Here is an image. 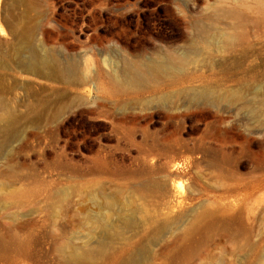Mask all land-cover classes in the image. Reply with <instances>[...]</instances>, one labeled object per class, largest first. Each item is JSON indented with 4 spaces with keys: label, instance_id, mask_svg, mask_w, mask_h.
Listing matches in <instances>:
<instances>
[{
    "label": "rangeland",
    "instance_id": "1",
    "mask_svg": "<svg viewBox=\"0 0 264 264\" xmlns=\"http://www.w3.org/2000/svg\"><path fill=\"white\" fill-rule=\"evenodd\" d=\"M240 2L0 0V264L102 240L92 264H264V14Z\"/></svg>",
    "mask_w": 264,
    "mask_h": 264
},
{
    "label": "bare ground",
    "instance_id": "2",
    "mask_svg": "<svg viewBox=\"0 0 264 264\" xmlns=\"http://www.w3.org/2000/svg\"><path fill=\"white\" fill-rule=\"evenodd\" d=\"M248 0H242V2H240V7L244 8L245 10H247L249 13H253V14H264V4L261 2V0H258L260 6H262V8H259V11L255 10L254 8L252 7H249L247 6V2ZM257 3V2H256ZM249 4V3H248ZM250 5V4H249ZM27 57V56H26ZM31 57V56H30ZM24 58V57H23ZM27 59V58H26ZM28 59H31V58H28ZM22 61V60H21ZM27 61V60H25ZM31 61V60H30ZM34 60H32V63H37L39 64L42 68L46 69L48 71V69L54 72L52 73H55L57 74L60 78V81H62L64 84H72L73 81H74V75H75V69L74 66H65V67H62L60 65H58L56 62H54L53 60H49L47 58H43L41 59L39 62H33ZM29 62V61H28ZM25 63V62H24ZM25 66V65H24ZM34 67V66H33ZM36 67V66H35ZM27 68V67H26ZM22 69V68H21ZM40 69V68H39ZM126 69V74H127V79L129 81H132V82H139V81H142L143 79V72L139 71V72H135V71H132L130 70V68H125ZM29 70V69H28ZM27 70V71H28ZM166 71H169V67L167 66L165 68ZM29 71H32V70H29ZM35 71V69H34ZM46 71V72H47ZM37 72V71H36ZM35 72V73H36ZM39 72V70H38ZM29 73V72H28ZM31 73V72H30ZM34 74V73H33ZM45 74V73H44ZM51 74V73H50ZM36 75V74H35ZM43 75V74H42ZM41 75V76H42ZM55 76V75H54ZM53 77V75H52ZM57 78V76H56ZM5 115V114H4ZM7 119H4L3 117H0V131H2V127L3 125L6 123ZM11 121V120H10ZM11 123V122H10ZM4 128V127H3ZM183 188V184L180 182L177 184V187L173 188L172 189V192L174 193H178L181 189ZM134 224H131V223H125L124 224V227L126 228H132ZM119 229V228H118ZM104 244H105V241H100L98 242V249L97 251H94V252H89V253H84V252H72L70 254V257L68 258V263L69 264H92L93 262V258H94V253L96 252H102V249L104 247ZM100 252V253H101ZM91 255V256H89Z\"/></svg>",
    "mask_w": 264,
    "mask_h": 264
}]
</instances>
